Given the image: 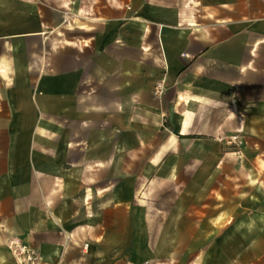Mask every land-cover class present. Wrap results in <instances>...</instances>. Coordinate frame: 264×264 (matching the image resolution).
<instances>
[{"label": "crops", "instance_id": "0c3cea01", "mask_svg": "<svg viewBox=\"0 0 264 264\" xmlns=\"http://www.w3.org/2000/svg\"><path fill=\"white\" fill-rule=\"evenodd\" d=\"M255 110L264 0H0V216L43 264H205L174 222L206 221L207 141L253 136Z\"/></svg>", "mask_w": 264, "mask_h": 264}, {"label": "rangeland", "instance_id": "374dc122", "mask_svg": "<svg viewBox=\"0 0 264 264\" xmlns=\"http://www.w3.org/2000/svg\"><path fill=\"white\" fill-rule=\"evenodd\" d=\"M254 115L261 119V123L254 126L253 136L235 135L221 142L207 141L209 145L206 149L221 155L215 157L207 153L204 158L206 181L217 189L207 188L203 198V190L191 188L186 205L191 214L204 208L207 211L206 221L198 222L195 216V219L183 222L188 231L195 234L189 237L181 235L182 222H174L172 244L181 248L182 242L188 240L190 248L196 249L191 256L197 253L200 261L205 258V264H264V113L255 110ZM185 148L196 152L194 150L198 147L191 142ZM170 159L172 169L178 171L174 174V185L196 180L199 165L196 156L183 161ZM180 192L178 187L162 189L164 198L173 195L175 200ZM213 194L222 203L223 218L220 221L210 219L216 202L211 197ZM203 203L206 205L203 206ZM4 225L5 221L0 216V264L44 263L33 241L24 240L19 230L16 234Z\"/></svg>", "mask_w": 264, "mask_h": 264}]
</instances>
